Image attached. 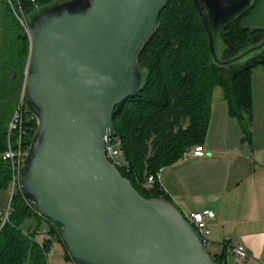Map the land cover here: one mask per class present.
<instances>
[{
	"label": "water",
	"instance_id": "1",
	"mask_svg": "<svg viewBox=\"0 0 264 264\" xmlns=\"http://www.w3.org/2000/svg\"><path fill=\"white\" fill-rule=\"evenodd\" d=\"M213 61L264 58V38L225 56L222 31L257 0H193ZM168 0H53L26 13L31 54L23 95L38 126L20 189L61 226L77 264H225L166 197L148 198L108 157L118 104L139 94L142 50Z\"/></svg>",
	"mask_w": 264,
	"mask_h": 264
},
{
	"label": "trees",
	"instance_id": "2",
	"mask_svg": "<svg viewBox=\"0 0 264 264\" xmlns=\"http://www.w3.org/2000/svg\"><path fill=\"white\" fill-rule=\"evenodd\" d=\"M12 1L20 3L29 13L53 0ZM257 2L222 31L227 44L225 56L264 38V30L241 26L242 18ZM159 17V29L139 58L149 72L147 83L139 94L116 106L113 137L119 140L121 152L117 166L137 190L148 198L172 200L160 180L151 187L144 183L150 173L178 162L187 150L205 143L217 87L224 88L230 114L237 117L245 139L252 142V76L256 66H264V58L229 67L216 64L206 27L193 0H168ZM30 54L29 31L19 21L10 0H0V193L12 189L13 163L3 156L10 141L18 139V131L10 135L9 128L24 92ZM29 113L31 117L24 122L27 134L23 140L28 149L38 126L36 117ZM30 218L37 224L26 230L22 224ZM44 223L46 231H43ZM44 233L48 236L40 238ZM54 242L62 244L66 256L74 261L61 226L43 216L17 186L11 192L7 209L0 210V264H50L49 252ZM211 254L218 262L227 264L224 255Z\"/></svg>",
	"mask_w": 264,
	"mask_h": 264
},
{
	"label": "crops",
	"instance_id": "3",
	"mask_svg": "<svg viewBox=\"0 0 264 264\" xmlns=\"http://www.w3.org/2000/svg\"><path fill=\"white\" fill-rule=\"evenodd\" d=\"M241 26L264 30V0L242 18ZM257 75L264 78V66L253 70L254 105ZM215 92L203 144L206 155L183 156L162 168L159 180L185 215L196 210L214 212L207 235L212 253L224 255L227 264H264V146H258L254 136L252 142L245 139L225 95L216 98ZM216 117L224 121H215ZM226 242L244 246L248 257L237 260Z\"/></svg>",
	"mask_w": 264,
	"mask_h": 264
},
{
	"label": "built area",
	"instance_id": "4",
	"mask_svg": "<svg viewBox=\"0 0 264 264\" xmlns=\"http://www.w3.org/2000/svg\"><path fill=\"white\" fill-rule=\"evenodd\" d=\"M12 7L16 16L18 17L19 21L22 25L26 28L27 31L30 33V25L27 20L26 12L21 7L20 3H13L10 0ZM29 109L25 103V97L22 94L19 103L14 111L13 117L10 121V135L14 131H18V139L16 141H10L9 148L4 153V159H11L13 163V177H12V189L11 192L13 194L14 190L17 186H20L21 183V166L24 157L27 154L28 148L24 144V137L27 134V131L24 129V122L26 119L31 117L29 113ZM106 150L108 157L117 165L120 164V149L118 147L119 140L115 139L114 137L106 138ZM194 155L197 157L205 156L206 150L203 145H196L191 149L187 150L183 155L184 158L187 156ZM162 172V168L157 173H150L147 176L145 181L146 187H151L156 180L160 179ZM214 212L212 210H196L189 214H186L187 219L199 230L203 241L208 246L209 239L207 237L208 233L210 232L209 223L212 219H214ZM225 244L229 245L233 249L234 256L237 260L246 259L249 255L248 250L242 245H234L232 242H226ZM213 246H217V244L212 243ZM209 248V247H208ZM55 253V249L52 248L49 252L50 255Z\"/></svg>",
	"mask_w": 264,
	"mask_h": 264
},
{
	"label": "rangeland",
	"instance_id": "5",
	"mask_svg": "<svg viewBox=\"0 0 264 264\" xmlns=\"http://www.w3.org/2000/svg\"><path fill=\"white\" fill-rule=\"evenodd\" d=\"M263 66V65H258ZM257 67V66H256ZM255 67V68H256ZM253 77V76H252ZM255 105L253 104V117L250 124V130L252 136L258 140V146H264V78L260 75H257L255 78ZM225 92L222 86H219L215 92L216 98L224 97ZM218 115V114H217ZM237 121V117H235ZM215 121H224L222 117L217 118ZM255 121V122H254ZM243 129V128H242ZM123 160V159H121ZM11 192L3 191L0 193V210L4 211L10 204ZM36 220L34 218L27 219L23 224L22 227L28 230L31 225L36 227ZM44 228L46 229L47 224L44 223ZM51 235V234H49ZM44 236H48V234L44 233L41 234L39 237L43 238ZM55 253L49 256L50 264H75L72 259L66 256L65 249L62 244L59 242H54Z\"/></svg>",
	"mask_w": 264,
	"mask_h": 264
}]
</instances>
